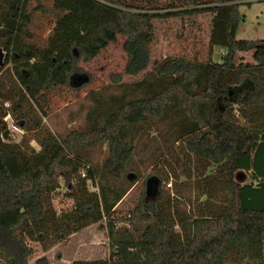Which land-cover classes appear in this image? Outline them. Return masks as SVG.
<instances>
[{"label":"trees","instance_id":"trees-1","mask_svg":"<svg viewBox=\"0 0 264 264\" xmlns=\"http://www.w3.org/2000/svg\"><path fill=\"white\" fill-rule=\"evenodd\" d=\"M28 1L0 0L6 53L0 69V259L30 264V244L44 252L103 222L109 258L72 264H264V40L235 38L241 4L264 0H67L70 10L43 48L22 39L31 23ZM203 16L211 17L204 59L187 53L154 58L157 23L175 20L183 29H199ZM118 37L126 65L110 80L121 93L96 100L86 117L91 129L63 139L45 132L37 152L29 142L10 141L4 117L27 128L24 107L56 87L78 91L89 81L79 63L91 62ZM215 49L223 50L218 61ZM248 51L254 64L234 62ZM129 77L130 84L121 83ZM163 125V142L152 138L160 145L148 162L153 167L166 150L177 153L180 174L172 176L178 183L173 193L162 191L170 176L156 171L146 181L151 202L141 199L118 227L115 206L128 192L119 184L132 186L137 180L126 171L139 176L141 170L134 161L137 143ZM102 142L108 157L93 169L79 150ZM237 172L247 175L243 184L235 181ZM61 185L71 208L59 212L52 196ZM183 188L194 195L184 197L187 202L180 198ZM33 264L49 263L40 257Z\"/></svg>","mask_w":264,"mask_h":264},{"label":"rangeland","instance_id":"rangeland-1","mask_svg":"<svg viewBox=\"0 0 264 264\" xmlns=\"http://www.w3.org/2000/svg\"><path fill=\"white\" fill-rule=\"evenodd\" d=\"M69 10L67 0H29L26 5V12L31 17V23L27 27V34L22 38L23 41L37 48H43L47 39L52 36L55 23L64 14L68 13ZM239 16L241 21L236 32L235 38L237 41L264 40V1L252 2L250 5L245 3L241 4ZM210 18L208 16L198 18L197 23L201 26L199 29L197 27H191L190 25L183 29L182 25L175 20L157 23L158 38L154 44V58L159 59L176 53H187L191 57H197L200 60L204 59L208 51ZM123 41L124 39L122 37H118L115 43L110 44L106 50L91 60V62L79 63L82 71L87 74L86 76L89 78V81L82 84L78 91H74V88L56 87L39 97L37 104L32 102L28 103L24 107L23 112L27 115L29 124L25 129L17 126V130H9L10 141L17 144L21 140L29 142L30 147L37 152L40 150L37 138L41 137L45 132H50L52 135L63 139L74 131L91 129L92 126L86 117L96 107V100L106 101L111 95L118 96L121 93L120 85L113 83L110 78L124 71L126 64L125 55L122 51ZM1 42L2 39L0 38V44ZM0 49L2 50V48ZM2 52V61L4 63L6 53L4 50ZM214 53L213 60L218 61L219 55L223 53V50L215 49ZM252 56V51L238 53L236 54L234 62L236 64L242 62L254 64L255 62ZM6 69L4 68L2 72ZM78 80L80 78L76 82H81ZM131 81L133 80L129 77L124 78L121 83L130 84ZM9 104L7 102L4 103V108L10 107ZM0 105L3 106L1 100ZM100 125H103L102 121ZM165 131V125L159 126L158 129H150L148 133L140 137V141L137 143L138 154L135 156L134 161L138 163L141 170L139 176H135L137 174L134 171H126L127 173L133 174L134 180H137L132 186L119 184L125 187L128 192L115 208L116 220L117 222L119 221L118 227L127 224L124 221L122 222V219L129 218L134 207L141 199L147 203L151 202V194L149 192L146 194V181L156 171L168 172L170 176L168 179L169 183L172 182L170 193L174 192L175 184L178 182H176L172 173L176 171V174H180V170L174 163L177 153L172 157L166 150L161 160L153 167V162H148L155 146L163 142V139L159 137V133L163 134ZM152 138H156L159 143L155 142V139ZM107 148V143L102 142L93 147H85L79 150V153L83 156L87 165L93 169L100 170L108 157ZM160 149H163V152L165 148L160 147ZM166 163H168L169 168L166 167ZM181 180L183 181L184 178ZM163 187L164 185L161 184L160 189L162 191H164ZM89 189L92 192L97 191L95 187H89ZM66 192V187L61 185L52 196V205L56 211L60 212L71 208V202L66 197ZM181 194L182 196L180 198L185 202L187 200L184 197H188L189 195L191 198L194 197L192 192H188L187 188L181 189ZM30 246L35 248L30 264H33L40 257H46L49 264H72L77 260L96 261L98 259H108L110 254L108 235L105 229V223L103 222L87 227L77 232V234L63 239L58 245L44 252L40 246L38 247L34 244H30ZM0 264H5V262L0 259ZM226 264L237 263L233 259L231 261L229 260ZM238 264H245V262Z\"/></svg>","mask_w":264,"mask_h":264},{"label":"water","instance_id":"water-1","mask_svg":"<svg viewBox=\"0 0 264 264\" xmlns=\"http://www.w3.org/2000/svg\"><path fill=\"white\" fill-rule=\"evenodd\" d=\"M2 60H3V52L0 49V69L3 66V61ZM18 124H19L20 127H22L24 123L22 121H19ZM235 175H236L235 176V181L238 184H243L245 182V180H246V174L244 175L243 172H237ZM129 179L132 181V179H134L133 175H130L129 176Z\"/></svg>","mask_w":264,"mask_h":264},{"label":"built area","instance_id":"built-area-1","mask_svg":"<svg viewBox=\"0 0 264 264\" xmlns=\"http://www.w3.org/2000/svg\"><path fill=\"white\" fill-rule=\"evenodd\" d=\"M3 121H4L6 124H8V128H9V130H11V129L17 130V126L13 123V121H12L10 115H7L6 117H4V118H3ZM80 176H81L82 178L85 176V172H84V170H81V171H80ZM164 186H165V189L170 190V188L172 187V182H170V183H166V184H164Z\"/></svg>","mask_w":264,"mask_h":264},{"label":"crops","instance_id":"crops-1","mask_svg":"<svg viewBox=\"0 0 264 264\" xmlns=\"http://www.w3.org/2000/svg\"><path fill=\"white\" fill-rule=\"evenodd\" d=\"M246 178H247V175H246ZM147 193H148V192H147V190H146V194H147ZM126 194H127V193H126ZM122 200H123V199H122ZM122 200H121V201H122ZM121 201H120V202H121ZM116 206H117V205H116ZM116 206H115V208H116Z\"/></svg>","mask_w":264,"mask_h":264}]
</instances>
